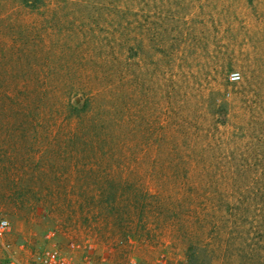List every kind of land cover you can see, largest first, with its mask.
<instances>
[{
  "label": "rangeland",
  "instance_id": "obj_1",
  "mask_svg": "<svg viewBox=\"0 0 264 264\" xmlns=\"http://www.w3.org/2000/svg\"><path fill=\"white\" fill-rule=\"evenodd\" d=\"M75 95L123 156L30 158L26 202L0 197L10 242H91L95 264H189L190 243L196 264L264 259V0H0V112ZM111 189L140 198L128 216Z\"/></svg>",
  "mask_w": 264,
  "mask_h": 264
},
{
  "label": "trees",
  "instance_id": "obj_2",
  "mask_svg": "<svg viewBox=\"0 0 264 264\" xmlns=\"http://www.w3.org/2000/svg\"><path fill=\"white\" fill-rule=\"evenodd\" d=\"M107 123V118L94 112L91 99L77 95L59 104L47 101L41 119L32 115L29 120L26 112L14 108L1 111L0 166L5 169L4 180L7 183H19L20 186L10 194L2 192L0 197L18 203L26 202L30 189H26L24 185L29 173L27 169L32 163L30 158H122V152L118 148L120 136L113 128L107 127ZM39 128L41 132L37 134ZM35 164H41L40 160ZM52 167L53 164L50 165V170ZM105 181L112 183L113 176L110 175ZM108 193L104 196L105 200L115 213L117 199L122 197L126 201V210H123L126 216L129 215L127 208L140 199L130 194L123 195L116 189H111ZM214 248L209 249L212 255L217 247ZM250 249L239 248L238 264H264L262 248L257 246ZM194 250V245L190 243L187 249L189 264L197 263Z\"/></svg>",
  "mask_w": 264,
  "mask_h": 264
},
{
  "label": "built area",
  "instance_id": "obj_3",
  "mask_svg": "<svg viewBox=\"0 0 264 264\" xmlns=\"http://www.w3.org/2000/svg\"><path fill=\"white\" fill-rule=\"evenodd\" d=\"M232 81L240 78L238 72L230 75ZM10 222L7 218H0V253L5 252L8 264H95L93 252L95 245L91 242L81 246L71 241L67 251L52 245L38 252H29L23 245H14L6 237L9 233ZM52 233L48 234V237Z\"/></svg>",
  "mask_w": 264,
  "mask_h": 264
}]
</instances>
